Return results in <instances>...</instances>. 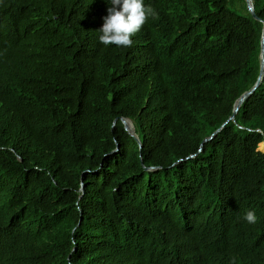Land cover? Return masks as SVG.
<instances>
[{"label": "trees", "instance_id": "trees-1", "mask_svg": "<svg viewBox=\"0 0 264 264\" xmlns=\"http://www.w3.org/2000/svg\"><path fill=\"white\" fill-rule=\"evenodd\" d=\"M143 3L0 0V264H264V0Z\"/></svg>", "mask_w": 264, "mask_h": 264}, {"label": "clouds", "instance_id": "clouds-1", "mask_svg": "<svg viewBox=\"0 0 264 264\" xmlns=\"http://www.w3.org/2000/svg\"><path fill=\"white\" fill-rule=\"evenodd\" d=\"M111 6L108 15L100 28L99 41L105 46L131 47L132 37L146 24L149 17L156 18L157 13L152 7H145L143 0H106ZM249 224L257 222L254 211L249 210L244 215Z\"/></svg>", "mask_w": 264, "mask_h": 264}, {"label": "water", "instance_id": "water-1", "mask_svg": "<svg viewBox=\"0 0 264 264\" xmlns=\"http://www.w3.org/2000/svg\"><path fill=\"white\" fill-rule=\"evenodd\" d=\"M246 1V4H247V8L249 10V12L254 16L256 17L255 13H254V10H253V4H252V0H245ZM260 46H261V51H260V71H259V75H258V78L255 82V84L247 91L243 92L240 97L236 100L235 104H234V110H233V114L230 116L229 119L231 120H234V115L235 113L237 112L240 104L242 103V101L247 97L249 96L252 91L258 86V84L261 82V79H262V75H263V69H264V25H263V29H262V35H261V40H260ZM131 124V128L129 127V123ZM122 123L124 124V128L132 135L134 136L137 140V136L135 135L134 133V128H133V125H132V122L127 119V118H122ZM215 133H213L212 135H214ZM211 135V136H212ZM208 137L206 138V140L210 139L211 138ZM139 141V140H138ZM264 144V142H262ZM82 189V188H81Z\"/></svg>", "mask_w": 264, "mask_h": 264}, {"label": "bare ground", "instance_id": "bare-ground-1", "mask_svg": "<svg viewBox=\"0 0 264 264\" xmlns=\"http://www.w3.org/2000/svg\"><path fill=\"white\" fill-rule=\"evenodd\" d=\"M129 123V122H128ZM129 127L131 128V124L129 123ZM214 136V135H213Z\"/></svg>", "mask_w": 264, "mask_h": 264}]
</instances>
